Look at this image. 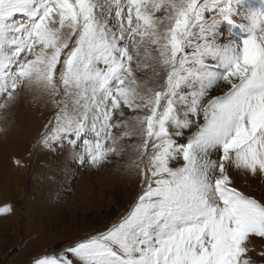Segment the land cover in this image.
<instances>
[{
    "label": "rangeland",
    "instance_id": "374dc122",
    "mask_svg": "<svg viewBox=\"0 0 264 264\" xmlns=\"http://www.w3.org/2000/svg\"><path fill=\"white\" fill-rule=\"evenodd\" d=\"M254 1L0 0V264H264Z\"/></svg>",
    "mask_w": 264,
    "mask_h": 264
},
{
    "label": "bare ground",
    "instance_id": "6f19581e",
    "mask_svg": "<svg viewBox=\"0 0 264 264\" xmlns=\"http://www.w3.org/2000/svg\"><path fill=\"white\" fill-rule=\"evenodd\" d=\"M250 8L253 11L252 12L253 13L252 14V25L255 22V26H254L255 31H253V32L256 33V36L262 35L264 37V0H255L253 3V6L251 5ZM240 13H243L241 15V17L245 18L247 12L242 10V11H240ZM247 15H248V13H247ZM231 23H232V21H231ZM230 35H231V33H230ZM262 59L263 60L260 63H257V68H256L255 72H257L256 74L259 75L260 78L264 81V58H262Z\"/></svg>",
    "mask_w": 264,
    "mask_h": 264
}]
</instances>
